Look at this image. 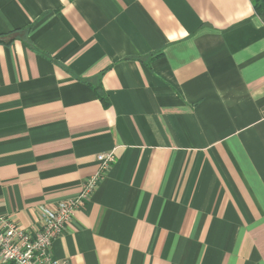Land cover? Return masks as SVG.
<instances>
[{
	"label": "crops",
	"instance_id": "obj_1",
	"mask_svg": "<svg viewBox=\"0 0 264 264\" xmlns=\"http://www.w3.org/2000/svg\"><path fill=\"white\" fill-rule=\"evenodd\" d=\"M261 1L0 0V217L112 153L62 264H264Z\"/></svg>",
	"mask_w": 264,
	"mask_h": 264
},
{
	"label": "built area",
	"instance_id": "obj_2",
	"mask_svg": "<svg viewBox=\"0 0 264 264\" xmlns=\"http://www.w3.org/2000/svg\"><path fill=\"white\" fill-rule=\"evenodd\" d=\"M100 168L83 183L80 192L54 206L39 209V222L33 229L20 227L0 217V262L4 264H62L52 251L54 240L67 228L77 209L87 202L114 161L112 153L98 155Z\"/></svg>",
	"mask_w": 264,
	"mask_h": 264
},
{
	"label": "trees",
	"instance_id": "obj_3",
	"mask_svg": "<svg viewBox=\"0 0 264 264\" xmlns=\"http://www.w3.org/2000/svg\"><path fill=\"white\" fill-rule=\"evenodd\" d=\"M264 9V0H262L260 3L256 2V11L260 14ZM97 90H99V95L103 100H107L106 96L104 95V93L101 91L100 88H98Z\"/></svg>",
	"mask_w": 264,
	"mask_h": 264
}]
</instances>
